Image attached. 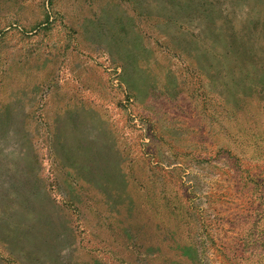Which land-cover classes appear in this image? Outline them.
Masks as SVG:
<instances>
[{"label":"rangeland","instance_id":"obj_1","mask_svg":"<svg viewBox=\"0 0 264 264\" xmlns=\"http://www.w3.org/2000/svg\"><path fill=\"white\" fill-rule=\"evenodd\" d=\"M209 1L0 0V264H122L90 231L130 187L170 227L155 264H264V0Z\"/></svg>","mask_w":264,"mask_h":264},{"label":"trees","instance_id":"obj_2","mask_svg":"<svg viewBox=\"0 0 264 264\" xmlns=\"http://www.w3.org/2000/svg\"><path fill=\"white\" fill-rule=\"evenodd\" d=\"M137 2L147 3L151 14H145V19H151L153 22L159 23L164 21L166 16H175V17H192V10H199L203 8V12H207V8L204 5L212 4V1L203 0L199 2L198 0H136ZM147 1V2H146ZM153 5V6H152ZM214 6V4H212ZM161 8L160 13H157V10ZM173 8L176 12L174 13ZM214 13H208L206 18L202 20H211L214 21ZM143 16V17H144ZM140 17V16H139ZM201 17V16H200ZM174 18V17H172ZM202 30L204 32L213 33L212 27L208 23H200ZM228 29V26L224 27ZM226 42V50L231 48V43L228 41V38L224 39ZM236 53L238 54L234 57L235 66L242 65L245 66V62L251 58L252 55L257 56L258 52L254 51L256 47L249 45L246 35L239 37V43L236 45ZM217 57V55H215ZM229 56V55H228ZM225 57V56H224ZM247 57V59H246ZM224 60H228L224 58ZM231 60V59H230ZM260 61V58H259ZM243 64H241V63ZM242 68V67H240ZM226 88V83L222 87V93ZM221 93V95H222ZM222 97V96H221ZM257 108V107H256ZM264 110V107H262ZM129 186L128 184H126ZM147 185H140V187L148 189ZM129 192L123 194V200L120 202L119 207L124 210L114 214V211L111 212L113 215L112 219L109 221V226L106 228L102 227L101 223H98L99 226L95 228L94 231H90V235L100 239V243L104 242L102 245L106 250L114 254H120L123 260L122 264H155L151 257L160 256L161 258H167V251L163 248L161 243L167 241L169 235L170 227H167L163 222L162 217H151L147 212L151 210L150 204L148 202H140L137 195L134 197L131 190L133 188H128ZM104 203V198H101L100 203ZM144 204V205H143ZM171 203L169 202L168 205ZM99 205V204H98ZM143 205V206H142ZM177 209V207H176ZM168 214L170 216L172 212V207L168 206ZM130 220L129 222L126 220ZM182 216L178 218V221H181ZM131 223V224H129ZM179 223V222H178ZM103 228V229H102ZM153 240H158V244H154ZM86 245L79 244L78 250H76L77 263L76 264H108L107 261H103L99 254L96 255V250L86 249ZM77 249V247H76ZM85 256L89 257L86 259ZM166 257V258H165ZM162 264V263H161Z\"/></svg>","mask_w":264,"mask_h":264}]
</instances>
